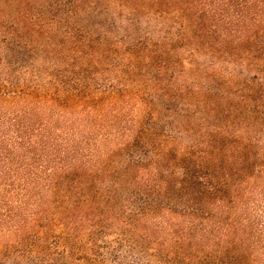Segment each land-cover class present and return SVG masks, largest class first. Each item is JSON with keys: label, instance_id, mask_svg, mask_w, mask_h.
I'll return each mask as SVG.
<instances>
[{"label": "trees", "instance_id": "obj_1", "mask_svg": "<svg viewBox=\"0 0 264 264\" xmlns=\"http://www.w3.org/2000/svg\"><path fill=\"white\" fill-rule=\"evenodd\" d=\"M259 2L261 12L264 1ZM249 7L248 0L237 3L234 9L237 19L234 23L228 22L226 27L212 24L209 11L203 7L194 12L189 11L188 5L156 7L148 22H156L157 38L140 37L121 47L112 48L100 38L93 40L69 34L71 50L63 58L68 72L75 73L76 68L87 72L94 60L93 54L98 63L108 50L121 54L126 60L124 64L121 57V66L128 71L148 72L151 79L160 84L157 86L160 110L166 113L175 110L186 118L180 124L184 126L182 133L192 140L179 149L169 132L153 130V100L142 99L144 112L128 128L129 138L106 153V156H114L116 151H126L129 158L124 160V177L120 178L109 169L110 164L103 168L106 162L101 164V169L96 164L87 166L91 165L88 163L93 156L89 142L80 148L78 144L83 141L70 139L66 132H48L42 122H27L31 108L17 110V123L9 122L14 127L13 133L0 134V185L10 193H17V217L23 216L17 230L46 208L40 200L43 193L54 194L58 201L56 212L62 211L60 219H55L64 225L72 209H90L96 197L106 198L109 204L113 197L123 194L122 183L128 182L136 187L128 190L134 210L125 222L138 223L166 210L171 215L188 217L191 224L202 228L211 226L214 230L224 225L228 231L222 235V250L223 254H229L238 242L236 231L247 224L251 227L260 223L251 213H246L248 218L235 220L229 216V211L243 185L252 178L264 176V21L248 23L242 19ZM234 25H240L247 35L235 40L221 39V36L218 42H210L215 34H234ZM33 41L28 53H23L19 50L23 46L19 38L0 34V69L11 62L10 49L3 51L9 47L18 61L30 65L27 71L33 68L37 58L49 55V50L41 48L43 44L35 43L36 38ZM200 53L208 58L207 67L200 68ZM184 59L203 76L197 90L186 93L169 84L182 72ZM216 63L221 67L217 69ZM237 70L245 75L240 78ZM27 71L23 72L26 76ZM25 79L22 77L17 84V105L50 101L94 111L104 98L113 99L119 91L104 87L95 98L85 92L84 87L65 88L59 77L35 93L31 86L23 88ZM133 155L138 156L133 158ZM149 162L155 166L154 173L148 172ZM91 168L111 173V177L106 178L110 185L102 189L96 187L93 180L97 178H93ZM130 169L135 170L134 176L129 177ZM59 197L61 199L57 200ZM262 208L260 211L264 212V205ZM26 209L29 212L22 214ZM82 213L77 218L80 222L87 220L94 224V217ZM49 221L57 223L53 218Z\"/></svg>", "mask_w": 264, "mask_h": 264}, {"label": "rangeland", "instance_id": "obj_2", "mask_svg": "<svg viewBox=\"0 0 264 264\" xmlns=\"http://www.w3.org/2000/svg\"><path fill=\"white\" fill-rule=\"evenodd\" d=\"M240 2L242 0H0V34L19 38L23 45L19 50L23 53H28L33 38H36L35 43L43 44L41 48L49 50L48 56L37 58L33 68L27 71L30 65L18 61L12 55V47L3 49L4 52L10 49L8 51L12 53L9 65L0 69V134H12L14 127L9 122L15 120L17 123V110L31 108L27 122H42L48 132H66L70 139L83 141L78 144L80 148L89 142L93 156L88 163L91 165L87 166L96 164L101 169V164L106 162L103 168L110 164L109 169L123 178L124 160L129 158L126 151H116L114 156H106V153L129 138L128 128L144 112L143 99L153 100L155 123H152V129L169 132L179 149L185 148L192 140L182 133L184 126L180 124L186 118L175 110L171 113L160 110L157 97L160 84L154 82L148 72L128 71L120 65L123 56L108 50L100 63L95 54L92 55L94 60L87 72L76 68L75 73H70L63 60L71 50L68 36L100 38L112 48L126 46L140 37L156 39L159 35L156 22H148V17L154 8L163 6L188 5L191 12L203 7L209 11L212 24L226 27L228 22L234 23L237 19L234 9ZM248 2L250 7L243 12L242 19L248 23L263 22L264 9L259 12V0ZM233 28L234 34H215L210 42L219 40L221 36V39L235 40L247 35L243 34L245 31L240 25ZM203 55L200 53L198 56L200 68L208 66L209 60ZM123 63H126L125 57ZM220 67L221 64L216 63V68ZM22 70L27 71V76ZM237 74L240 78L245 75L239 70ZM22 77L26 78L23 88L31 86L35 93L59 77L65 88L84 87L85 92L95 98L100 96L99 89L104 87L119 91L113 99L104 98L94 111L80 106L65 107L50 101L17 105V84ZM202 77V73L184 59L182 72L176 74L169 84L186 93L187 90H197ZM172 106L177 107L176 102ZM169 121L171 124L168 125ZM137 156L133 155V158ZM146 166L148 172H155L152 162ZM99 169L91 168L93 178H97L93 181L96 187L106 188L110 185L106 178H110L111 173ZM129 171V177L136 174L135 170ZM122 184L124 191L121 196L113 197L109 204L106 198L96 197L92 208L72 209L64 225L55 219H60L62 211L56 212L58 201L54 194L43 193L40 200L46 208L40 210L34 220L28 219L19 230L17 226L23 216L17 217V193L8 192L1 184L0 264H264V212L260 211L264 205V176L252 178L244 184L229 211V216L235 220L248 218L246 213H251L260 222L257 226L247 224V227L236 231L238 242L229 254H223L222 250V235L228 231L224 225L214 230L211 226L202 228L191 224L188 217L171 215L166 210L138 223L125 222L134 210L128 190L136 186L128 182ZM153 195L156 196L151 193ZM28 212L26 209L22 214ZM81 213L94 217V224L87 220L80 222L77 218ZM52 218L57 223L50 222Z\"/></svg>", "mask_w": 264, "mask_h": 264}]
</instances>
